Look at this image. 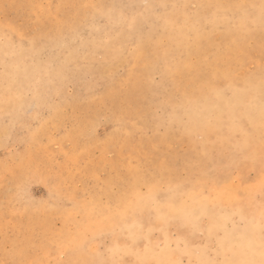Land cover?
Listing matches in <instances>:
<instances>
[{
	"label": "rangeland",
	"instance_id": "1",
	"mask_svg": "<svg viewBox=\"0 0 264 264\" xmlns=\"http://www.w3.org/2000/svg\"><path fill=\"white\" fill-rule=\"evenodd\" d=\"M0 264H264V0H0Z\"/></svg>",
	"mask_w": 264,
	"mask_h": 264
},
{
	"label": "bare ground",
	"instance_id": "2",
	"mask_svg": "<svg viewBox=\"0 0 264 264\" xmlns=\"http://www.w3.org/2000/svg\"><path fill=\"white\" fill-rule=\"evenodd\" d=\"M257 200V199H256ZM143 224V223H142ZM136 227V226H135ZM145 227V226H144ZM140 231V230H139ZM139 235V234H138ZM136 238V235H133ZM259 236V235H258ZM256 239V238H255ZM256 240H259L258 238ZM132 253V252H131ZM129 254V253H128ZM125 255V254H124ZM147 256V255H146ZM150 258V257H149Z\"/></svg>",
	"mask_w": 264,
	"mask_h": 264
}]
</instances>
